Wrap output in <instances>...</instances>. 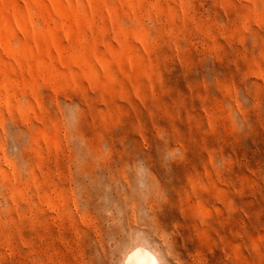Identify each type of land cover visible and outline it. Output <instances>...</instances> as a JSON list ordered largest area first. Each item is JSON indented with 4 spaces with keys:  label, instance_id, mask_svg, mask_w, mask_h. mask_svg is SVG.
I'll list each match as a JSON object with an SVG mask.
<instances>
[{
    "label": "rangeland",
    "instance_id": "374dc122",
    "mask_svg": "<svg viewBox=\"0 0 264 264\" xmlns=\"http://www.w3.org/2000/svg\"><path fill=\"white\" fill-rule=\"evenodd\" d=\"M264 264V0H0V264Z\"/></svg>",
    "mask_w": 264,
    "mask_h": 264
},
{
    "label": "bare ground",
    "instance_id": "6f19581e",
    "mask_svg": "<svg viewBox=\"0 0 264 264\" xmlns=\"http://www.w3.org/2000/svg\"><path fill=\"white\" fill-rule=\"evenodd\" d=\"M125 264H160L158 258L145 247H135L127 255Z\"/></svg>",
    "mask_w": 264,
    "mask_h": 264
}]
</instances>
